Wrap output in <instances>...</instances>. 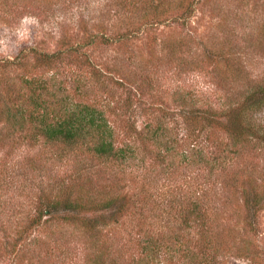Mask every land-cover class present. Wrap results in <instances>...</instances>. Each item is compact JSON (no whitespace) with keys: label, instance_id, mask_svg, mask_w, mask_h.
<instances>
[{"label":"trees","instance_id":"obj_1","mask_svg":"<svg viewBox=\"0 0 264 264\" xmlns=\"http://www.w3.org/2000/svg\"><path fill=\"white\" fill-rule=\"evenodd\" d=\"M149 1L156 11L151 13L152 22L160 14L183 7V0L174 7L169 0ZM188 11V6L181 9L176 20L185 22ZM129 33L124 29L120 35L128 37ZM31 52L48 65L61 56L60 52L41 53L34 48ZM221 54L224 67L215 73L224 95L201 98L191 89L173 95L180 103V121L188 130L185 135L192 137L185 149L176 148L175 136L170 138L174 127H168L161 118L147 120L141 127L128 120L124 130L118 128L104 109L81 99L89 86L82 79L75 81L79 96L75 99L70 92L59 95L51 91L56 90L49 82L51 77H23L16 95L0 108V145L5 141L10 145L6 152L1 149L5 145L0 146V201H5L4 191L17 193L28 187L37 191L34 211L15 242L23 238V243L34 232L36 235L58 224L55 227L82 232L88 264H128L119 249L129 234L137 238L141 254L133 264H153L150 259L160 253L169 258L161 264H217L204 257H215L224 244L218 196L224 191L240 192L245 212L252 217L247 225L252 227L261 204L260 190L240 160L250 146L264 151V133L256 134L253 116L264 107V76L253 79L244 73L243 78L233 59ZM96 79L101 81L99 76ZM226 80L229 83L225 87ZM236 86L240 87L237 97L232 92ZM196 129L198 134L193 137ZM214 131L221 132L222 137L216 140ZM22 146L27 155H12ZM150 160L161 163V168ZM146 164L150 165L146 168ZM140 166L146 170L143 175L136 174L138 180L131 193L110 190L108 182L122 179ZM179 166L189 169L186 181L181 186L166 187L168 194L162 188L156 190L159 175L172 179ZM67 171L73 173L67 175ZM150 173L154 180H147ZM4 211L0 204V215ZM119 224L126 226L117 234L118 242L107 234L106 227ZM175 255L182 261L173 260Z\"/></svg>","mask_w":264,"mask_h":264},{"label":"rangeland","instance_id":"obj_2","mask_svg":"<svg viewBox=\"0 0 264 264\" xmlns=\"http://www.w3.org/2000/svg\"><path fill=\"white\" fill-rule=\"evenodd\" d=\"M132 1L0 0V108L16 95L25 76L51 77L49 82L56 88L51 91L59 95L70 92L75 99H79L75 81L82 79L89 86L81 99L104 109L118 128L124 130L128 120L141 127L147 120L161 118L168 127H174L170 138L175 136L176 148L185 149L192 137L186 136L188 130L181 124L180 103L173 99L176 91L191 89L201 98L224 95L215 73L224 67L221 53L233 59L243 78L244 73L253 79L264 76V0H183L181 9L189 7L185 22L176 20L179 8L160 14L152 22L151 13L156 11L149 6L150 1ZM169 1L174 7L180 0ZM124 29L130 30L128 37L120 35ZM33 48L41 53L60 52L61 56L48 65L33 55ZM97 76L101 80L98 83ZM228 83L226 80L224 86ZM239 88L232 90L236 97ZM253 116L256 134L264 133V107ZM214 133L216 140L222 137L221 132ZM197 134L198 129L193 137ZM0 146L2 152L8 151L9 141ZM245 151L240 163L256 179L261 204L250 227L247 221L252 217L245 212L240 192L224 191L218 196L224 244L215 257H204L217 264H264V151L253 146ZM27 152L22 146L12 155L22 158ZM150 162L159 169L162 166ZM146 168L128 171L122 178L125 186L121 178L106 183L111 191L131 193L138 180L136 174L143 175ZM188 172L179 166L176 176L169 180L167 174H160L155 189L162 188L168 194L166 187L181 186ZM51 173L55 175V171ZM152 174L147 180H154ZM32 188L17 193L4 191L5 201H0L5 210L0 215V264H88L86 238L76 228L62 229L54 224L39 234L34 232L23 243V238L15 242L34 211L37 191ZM125 226H107V234L119 242L117 234L123 233ZM132 236L121 239L119 249L128 264L141 257L137 238ZM164 258L169 259L160 253L150 263L161 264ZM176 259L183 258L175 255Z\"/></svg>","mask_w":264,"mask_h":264}]
</instances>
